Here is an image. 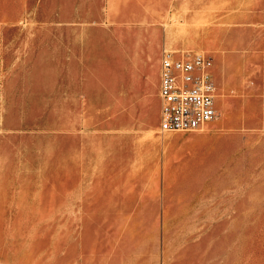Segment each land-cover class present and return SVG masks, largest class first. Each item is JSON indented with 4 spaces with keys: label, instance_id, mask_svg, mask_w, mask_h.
I'll return each instance as SVG.
<instances>
[{
    "label": "rangeland",
    "instance_id": "obj_1",
    "mask_svg": "<svg viewBox=\"0 0 264 264\" xmlns=\"http://www.w3.org/2000/svg\"><path fill=\"white\" fill-rule=\"evenodd\" d=\"M163 46L213 57V127L156 128ZM142 130L178 136L191 207L85 217L141 200ZM0 264H264V0H0Z\"/></svg>",
    "mask_w": 264,
    "mask_h": 264
},
{
    "label": "crops",
    "instance_id": "obj_2",
    "mask_svg": "<svg viewBox=\"0 0 264 264\" xmlns=\"http://www.w3.org/2000/svg\"><path fill=\"white\" fill-rule=\"evenodd\" d=\"M171 46H175L177 48L179 45L172 43ZM164 49L174 50L171 48H166L165 46L162 47L157 58V71L152 75L155 80L156 88L155 96L153 98V110L156 128H159L161 118L162 100L160 96V68ZM217 103L218 96L216 97V107L219 115L214 120L208 122L205 125L209 126L210 128L218 122L220 117V111ZM113 125L114 123L110 122V124L106 125V129L112 131ZM114 129L118 130L119 128ZM169 132L178 131H165L162 133ZM192 134V136L186 137L189 142H193L195 139L201 138V135L206 133L201 134L200 132H193ZM141 136L143 140L141 146H138L135 149L132 157L126 163H124V169L126 170L127 174L142 176L144 188L142 191L141 200L134 201V203L131 205L111 206L110 199L108 200V203H101L100 195L96 194L98 192L95 193L92 191L94 192L92 195H78V202L76 205H73V207L84 209L85 217L110 218L112 216H118L124 218H133L134 216H142L149 217L154 223H167L170 221L165 218L179 216L182 213L181 207H191L189 205H181L180 203L181 200H184V194L179 192L178 186H180L182 181L184 182L186 179H181L180 158L182 152L181 146H179V141L175 140V138L178 136L174 135L166 137L165 135H149L144 134L143 130ZM111 166L112 157L109 154L108 168L106 169L111 170ZM174 185L176 186L174 187ZM79 193L82 192L80 191ZM99 209H101V211H99ZM195 213L200 214L202 211H196ZM94 221L95 220H92L90 222ZM101 222L110 223V220H102ZM121 222L127 223L133 222V220L126 219Z\"/></svg>",
    "mask_w": 264,
    "mask_h": 264
},
{
    "label": "built area",
    "instance_id": "obj_3",
    "mask_svg": "<svg viewBox=\"0 0 264 264\" xmlns=\"http://www.w3.org/2000/svg\"><path fill=\"white\" fill-rule=\"evenodd\" d=\"M213 64V57L206 52L163 51L160 68L161 132L198 130L219 115Z\"/></svg>",
    "mask_w": 264,
    "mask_h": 264
},
{
    "label": "bare ground",
    "instance_id": "obj_4",
    "mask_svg": "<svg viewBox=\"0 0 264 264\" xmlns=\"http://www.w3.org/2000/svg\"><path fill=\"white\" fill-rule=\"evenodd\" d=\"M165 50V49H164ZM179 52V51H176V53ZM216 97H217V92H216Z\"/></svg>",
    "mask_w": 264,
    "mask_h": 264
}]
</instances>
